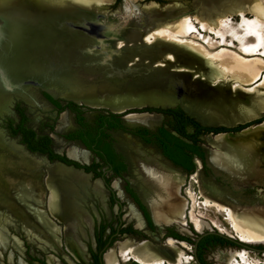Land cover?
<instances>
[{"label": "bare ground", "instance_id": "1", "mask_svg": "<svg viewBox=\"0 0 264 264\" xmlns=\"http://www.w3.org/2000/svg\"><path fill=\"white\" fill-rule=\"evenodd\" d=\"M99 1L106 0H0V12L13 18H21V23L23 25L27 24V29L25 31L20 30L19 35L25 38H34L36 35V32H34L36 25L34 24L35 22L40 23L38 21L39 12L45 14L48 11L64 8L72 9L75 6L94 9ZM127 1L129 0L125 2ZM195 7L197 14L195 19H198L202 25H205V23L218 25L221 18L226 14H231L234 17L241 13L242 23L240 28L237 30L232 27L241 44L237 46L239 48L242 46L241 49H245L246 52H253L256 49L264 50V7L259 0H197ZM141 12L144 14V20L146 21L144 31H139L137 29L140 25L139 22L130 17L125 22L120 35L114 34L111 38L108 37V34L105 35L107 40L113 38L112 42L115 44L119 38H123L126 42L124 50H129L125 55L124 53L119 54L111 48L104 51L102 50L103 45L97 47L96 50L87 49V46H83L85 48H82V52L78 48L61 44L59 52L56 51V53H62V55L65 51L82 53L79 56L92 60L90 63L86 61V64L92 66L90 68L92 76L97 77H100L98 73L101 65H106L105 62L113 55L118 56L119 54L123 61L132 57V59L136 58V62L141 63V65L147 64V67L155 71L154 74L159 83L156 86L155 95L152 94V96L147 97V94L140 93L134 98L130 94H126L123 98H126L124 103H128L127 105H143L145 102H149L152 105L165 107L179 101L186 110L191 111L201 119L208 121L218 119L227 125L247 122L250 118L254 117L255 119L263 115V58L244 57L239 51H228L225 48L211 53L202 44L187 41L178 42L171 38L170 33L165 31L166 28L177 31L180 27L179 24L171 26L169 20L165 21L167 16L163 15L162 12H158V6L155 2L144 4ZM248 13L254 14L255 17H248ZM193 23L191 17L184 21V24L189 26ZM8 24L9 28L5 33H14L15 27L10 23ZM155 27H160L164 32L154 33V40H150L149 34L152 28ZM1 39L0 114L13 103V92L6 90L5 87H12L9 84L14 79H23L26 75H33L41 81H46L49 76L54 77L57 71V68L51 67L48 69L45 67L44 69V66H39L38 58L44 59L46 55H49L48 51L43 50L40 55H38L40 51L35 52L28 57L23 54L17 56L19 53L16 50L17 48L15 49L11 43L1 44ZM222 40L225 41V39ZM229 44L234 45L235 43L232 41ZM79 46L82 47L81 43H79ZM68 56L70 59L75 60L82 58L73 57L69 52ZM162 58H164L162 65H153ZM247 84H252V86L246 87ZM180 87H185L186 92H184L182 98L178 99L177 89ZM193 94H197L199 97H195ZM16 96L19 97L20 94L16 93ZM75 97L81 102L94 107L104 106L107 103L99 100L94 90L86 88H82L80 94ZM201 101H204V103ZM122 110L123 107H113V111ZM160 116L161 114L157 112H130L124 114L125 119L134 121H147L157 119ZM69 124L67 113L63 112L58 122V130L61 131L67 128ZM207 137L209 143L213 145V149L209 150L210 161L231 176L237 184L250 186L264 183V168H257L259 156L264 159V120L243 132L208 134ZM0 147L9 156L7 164H2L0 160V184L2 186L0 205L10 210V205L2 201L8 197H13L25 212H30L33 216L32 225L38 231L34 232L28 229V226L24 229L30 238L43 245L60 247L63 230L67 233L65 236L66 249L72 253L69 256L64 252L63 258L71 264H77L75 259L80 263H86L87 252L83 240L87 238V231L81 224L83 223L86 228L92 226L93 217L91 218L83 208L76 210L69 207L68 193L62 186L64 182L71 184L83 183L81 181L82 173L80 174L82 170L65 165L60 161L51 162L45 155L30 152L13 139L4 138L1 131ZM67 154L75 159L81 157L83 162L87 161L89 156L87 151L76 144H72L67 148ZM195 163L196 171L191 176L195 178L205 201L211 206L227 210L235 230L240 234L238 241L246 244L244 247L254 250L253 246L245 242L264 239V204L242 205L227 200L216 189L207 186L202 181L199 175L201 161L197 157ZM139 167L146 185L145 199L148 203L151 219L154 221L153 224L160 226L161 223H184L188 208V200L181 193V187L185 184L184 173L166 167L155 160L139 162ZM43 176L44 178L47 176L46 182H44ZM83 184L87 191L99 195L102 198L100 201H103V197H105L108 190L103 185L102 179L92 178L91 183ZM111 186L117 189L118 180L115 179ZM119 194L122 195V192L119 191ZM72 196L74 195L72 194ZM104 202L102 204L106 208ZM92 207L94 208L93 205ZM127 216L133 220L137 228L145 227L144 217L132 202L127 207ZM79 217L81 218V224ZM54 219L61 220L63 225L60 226ZM10 223V218L5 213L0 212V244L5 245L7 236L4 228L6 224ZM197 227L199 230L203 228L202 221L197 223ZM202 233L204 232L200 234ZM176 241L184 242L169 236L164 243H154L147 239L135 241L131 237H125L117 240L111 247L109 246L110 248L108 247L105 250L106 252L104 251L102 259H104L105 264H116L118 252L127 250L130 255L144 263L177 264L183 258V250L176 244ZM238 251L242 259L245 260L246 250L240 248ZM234 255H237V250L229 249L226 254L220 256L228 262ZM19 264L25 263L20 261Z\"/></svg>", "mask_w": 264, "mask_h": 264}, {"label": "rangeland", "instance_id": "2", "mask_svg": "<svg viewBox=\"0 0 264 264\" xmlns=\"http://www.w3.org/2000/svg\"><path fill=\"white\" fill-rule=\"evenodd\" d=\"M125 1L126 0L99 1L96 8L94 9L87 7L84 8V6H75L72 9L64 8L61 10H53L48 11L45 14L39 12L38 21H40V23L38 24L35 22L34 24L36 25L34 31L36 32V35L34 38H25L19 35L20 30L25 31L27 29V24L23 25L21 23V18H13L8 14L0 12V18L3 19V21L0 19V39L2 38L1 44L4 45L6 43H11L13 47H15V49L17 48L16 50L19 52L17 56L23 54L25 57H28L35 52L40 51L38 53V55H40L43 50L48 51L49 55H46L44 59L38 58L39 66H44V69L45 67L48 69L51 67L55 69L57 68V71L55 72L56 75L54 77L49 76L46 81H41L38 79V77L33 75H26L23 79H14L11 84H9L12 87H5L6 90L13 92L14 100L12 105L7 106L6 109H4V111L0 114V131L2 132L4 138H11L16 143L21 145L24 144V148L30 150L26 143L23 142L21 135L14 132L17 121L19 117H21L24 121L25 127L33 131L35 137H49L50 147L53 152H57L59 155L63 154L64 156L66 153L67 155V148L74 143H65L62 141V139L59 137L61 134L57 135L55 130L59 131L57 126L63 112L67 113L68 120L70 122L69 125H73V114L70 113L66 107H64V111L61 113H57L56 110H53V107L44 99L43 91H46L55 99H72L77 103H83L75 97L76 95L80 94L82 88L94 90L96 97L99 100L107 102L104 106H99L97 108H93L94 106L89 107V105L86 106L87 104L85 103L78 104L81 105L79 107H81L82 112L87 117L99 113L105 114L107 111L111 110L113 111V107H123L122 111L131 109L133 112L148 111L161 114L159 118L147 121H134L124 118L126 121L130 122H126V125L130 126L132 129L140 126L141 124L148 125L151 128L162 124L170 128L172 118L163 112L156 111L155 107H151L158 105H152L149 104V102H145L144 104L142 103L143 105H127L128 103H124L126 98L124 99L123 97L126 94H130L134 98L140 93H145V95L147 94V97L152 96V94L155 95L156 86L159 83L154 74L155 71L147 67V64L141 65V63H137L136 58L132 59L131 57L130 59L123 61L122 58L119 57L120 53H124L125 55V53L129 51L124 50V45L126 42L123 38H119L115 44L112 42L113 38L107 40V37H105L106 34H108V37L110 38L113 37L114 34L120 35L124 28L125 22L130 17L135 18L139 22L140 25L137 27V29L139 31H144L146 21L144 20L145 16L141 10L144 4L152 1L157 4L158 12H162L164 13L163 15L167 16L165 21L169 20L168 22L171 26L179 24L180 27L177 31H172L171 28H166L165 31L166 33H170L172 35L171 38L177 40L178 42L187 41L199 43L206 47L211 53L225 48L228 51H239L244 57L254 56V58L264 59V50L260 51L259 49H256L253 52H246L245 49H241L242 46H240V48L237 46L241 44L239 42L238 35L232 30V27L237 30L240 28L242 23L241 13L235 15L234 17H232L231 14H226L221 18L218 25H210L208 23L202 25L198 19H195L197 15L195 2L197 0ZM259 2L264 7V0H259ZM84 12H90L95 15L96 18H93L92 15ZM247 16L251 18L255 17L254 14L250 13H248ZM78 17H80V19H78ZM190 17L194 23L190 26L188 24H184V21ZM7 22L15 27L14 33H5L9 28V24ZM85 22L90 24L93 23L98 33L103 32L100 34L99 38L91 35L92 31L90 33L89 31L87 32V30H90V26H88L87 23L85 24ZM82 26L84 28H82ZM102 27H105L104 31L100 30ZM85 28L87 30H85ZM159 28L160 27L152 28L151 33L149 34L150 40H154V33L159 34L164 32V30ZM221 39H225V41H221ZM232 41H234L236 45L229 44ZM79 43H81L82 47L79 46ZM61 44H66L71 48H78L79 51L82 52V48H85L86 46L87 49L96 50L97 47L99 48L100 45H103L102 50L106 51L111 48L117 51L119 54L118 56H111V58L105 62L106 65H101L100 71L98 73L100 77H97L92 76V72L90 71L92 66L86 64V61L90 63L92 60L87 57L79 56V54L81 55L82 53L78 54L76 51H65L63 55L62 53H56V51L59 52ZM68 52L71 53L73 57L76 56L82 58L80 60L70 59ZM163 60L164 58L156 61L153 65H162L164 63ZM248 86H252V84H247L246 87ZM184 90L185 87H180L177 89L178 99L183 97L184 92H186V90ZM16 93L20 94V96H16ZM194 95L195 97H199L197 94H193V96ZM61 101L63 100L61 99ZM201 102L204 103V101ZM62 105H64L63 102ZM170 106L180 107L182 111H184L187 115L194 117L195 120L200 121L201 124L210 125L213 127H224L219 123L208 122L207 120L205 121L191 111L185 110L184 105L179 101H176L173 103V105L165 106L163 109ZM91 108L95 110L91 111ZM159 109L162 108L159 107ZM122 111L114 112L116 113ZM120 114L122 115L125 113ZM263 118L264 113L262 116L255 118L248 123L231 128H239L251 123L255 124L257 121L262 120ZM48 126H50L51 129ZM187 130L191 131V128L188 127ZM207 135L203 134L200 139L202 143L205 142L204 146L207 148L208 155L209 150L213 148L208 143L209 139ZM113 138L116 149L124 156L127 162V171L124 172L121 177H114V175L110 172H104L105 178L109 181V185H111L115 179L118 180L117 189L113 188V190L107 191L105 197H103V201H100L102 198L99 195L86 190L87 188L83 183H91L93 177L90 173H85L83 170V172L80 171V174L82 173L81 181L83 183L71 184L64 182L62 184L66 193L69 195H67L69 202L68 206L76 210L83 208L85 212L91 216V218L93 217L92 226H87V228L81 222V218L79 217V222L80 224L82 223L81 226L87 231V238L86 240H83L87 252V261L84 264H96L95 261L93 262V256H91L92 252L96 253V250H92L91 246V243L94 242L92 233L95 223L96 232L100 224V243H107L104 250H106L109 246H112L115 241L121 240L125 237H131L135 241L147 239L154 243H164L168 236L176 238L174 234L180 235L187 239V243H180L176 241V244L183 250V258L177 264H199L194 257V244L198 241V236L201 232L214 230L215 232L219 231L223 233L219 234L220 236L229 235L234 237L237 241L240 239V234L237 230H235V227L229 218L228 211L211 206L205 201V198L199 191L195 178L191 176L193 172L189 176V174L186 175V173L180 169L172 168L168 161H166L164 158L159 159V157L156 156L158 153L155 149L139 142L132 134L118 131L113 133ZM36 154L41 155L42 153L37 152ZM131 154L137 156V158L134 159V162L131 160ZM8 158L9 156L6 151L0 147L1 163L7 164L9 161ZM154 160L166 167L184 173L185 184L181 187V193L188 200V208L186 210L184 223H161V227L155 224V226L152 225L153 229L151 230H155L156 228V231L152 233L146 227V225L144 228H137L133 220L127 216V207L131 201L124 196L121 189H123V187L128 184L136 191L145 204L144 198L146 185L142 177L139 162L143 163V161L147 162ZM90 161L91 154L89 153L86 163H90ZM206 161L207 165L203 169L201 163L199 175L207 186L213 187L218 191V193L222 194L227 200L233 202L234 204H264V183L261 185L250 186L239 185L233 181L230 178L231 176H229L225 171L222 169L220 170L216 166L212 165L209 157L206 158ZM258 161L259 163L257 164V168H264V159L259 156ZM104 168L105 167L100 168V171H102ZM194 171H196V163ZM44 176L43 180L46 182L47 176L45 178ZM1 189L2 186L0 184V191H2ZM119 191L122 192V195L119 194ZM72 194L74 196H72ZM111 196H113L115 199H118L121 206H119L118 203H115ZM2 202L10 205V210H8L7 207L0 205V212L5 213V215L10 218L11 223L6 224L4 228L6 229L5 231L7 238L5 245L0 244V264H19L20 261L24 262L25 264H71L65 258H63L64 252H66L69 256L72 254L68 252L65 246V236L67 233L62 230L63 236L61 238L60 247L54 245L49 246L48 244L43 245L37 242L35 239L30 238L27 231L24 229L28 226V229L32 231H38V229H35L34 225H32V214L30 212H25L13 197H8ZM102 202L105 203L106 208L103 207ZM54 221L60 226L63 225L61 224V220L54 219ZM201 221L203 228L199 230L197 223ZM110 241L111 244H109ZM245 243L250 246L260 248L262 245L264 246V239L258 241H246ZM240 248H244L247 252L244 255L245 260L242 259L241 255L239 254L238 250ZM229 249L237 250V255H234L228 262H226L220 255L226 254ZM258 252L259 251L257 250L248 249L246 247L221 243L218 242V240H215L213 237H209V240L201 247L202 258L207 264H264V250H262L261 254ZM75 262L77 264H83L78 262L76 259ZM116 264L150 263L141 262L134 256L130 255L127 250H123L118 252Z\"/></svg>", "mask_w": 264, "mask_h": 264}, {"label": "trees", "instance_id": "3", "mask_svg": "<svg viewBox=\"0 0 264 264\" xmlns=\"http://www.w3.org/2000/svg\"><path fill=\"white\" fill-rule=\"evenodd\" d=\"M43 95L55 107L58 108V110H59L58 112H60L61 110L64 109V107H66L70 110V113L73 114V121L78 123L80 126L88 127V123H87L88 117L82 111H78V109L80 108L79 106H81L78 104H83V103H77L76 101L70 99L71 101L68 100V101H66V104L62 105L63 101L55 99L46 91H43ZM86 106H88V105H86ZM89 107H91V106H89ZM144 107H146V106H144ZM151 107H155L156 111L163 112L167 116H170L172 118L170 129L174 130L178 135L182 136L183 138H186L188 140V142L182 140L181 137H178V136L172 134L170 132L169 128L167 129L163 125L157 126L156 128H154V130H149L147 128H141L140 129L141 131H139L138 136L145 143L154 144L155 146H157L159 148V150L162 152V154L168 160L171 161L173 166H175L178 169H181L183 171H186L188 173L194 172V169H195V164L192 161L193 154L200 157V160L202 163V169L207 165L205 153H204L203 149L199 145H197L198 141L200 140V139H198L199 134H201L202 132H214L216 134H217V132L220 133L222 131H233V132H235V131H239L243 128H246V127L254 124V123H251V124H248L246 126L239 127V128H231V127H235V126H231L230 128H226L228 126H225V127L204 126V125H201L199 122H197L194 118L188 116L178 106L167 107L164 109L163 108L159 109L160 106H151ZM93 108H97V107H93ZM141 108H143V107H141ZM141 108H134V109H141ZM152 110H154V109H152ZM111 111H107L105 114L104 113L98 114L97 119H94V120H96V127H98L99 129L100 128H102V129L107 128V129H112V130L124 129L125 127L122 123L120 113L127 114V113H130L133 111H131V109H128L124 112H116V113L114 111L113 112H111ZM141 112H145V111H141ZM146 112H148V111H146ZM263 120H264V118L262 120L257 121L256 123H260ZM246 123H248V122H246ZM243 124H245V123H243ZM187 125H190L193 128L192 133L186 132L185 127ZM239 125H241V124H239ZM236 126H238V125H236ZM14 132L23 134L22 140L24 143H26V145L28 146V148L31 151L40 152L42 154H47V156L50 160L59 159V160L65 162L67 164H73L76 167L84 168L85 171L93 170L95 173V176L103 177L104 182L108 186V184H109L108 179H105L103 174L100 171H96V167L98 165H94L91 168L90 166L81 165L75 161H72V160L65 158L64 156H60L56 153H53V151L50 147L49 137L44 136V137H37L36 138L33 131H31L25 127H22L21 124L17 125V127L14 129ZM112 167H113L115 174L118 176L126 171V168L124 167V165L121 167L120 166L117 167V165L116 166L112 165ZM85 173H87V172H85ZM94 178H98V177H94ZM140 208L142 209V211L144 213V216L147 220L148 226L150 227V229H153L152 222L149 218V215H148L145 207L141 206ZM174 236L180 240H185V241L187 240L186 238H184L180 235H177V234H174ZM209 237H213L215 240H218V242H221V243H227L230 245H238L237 240L230 239L227 236H223V235L220 236L219 234H208V235L202 236L196 242V250L194 252V256H196V258L198 259L199 264H207L204 262V260L202 258L201 247L204 243H206L209 240ZM109 244H111V241L109 242ZM240 247H244V245L241 244ZM261 249H264V246H262ZM93 256H95L96 260H98L97 264H102L101 260L98 256H96V255H93Z\"/></svg>", "mask_w": 264, "mask_h": 264}, {"label": "flooded vegetation", "instance_id": "4", "mask_svg": "<svg viewBox=\"0 0 264 264\" xmlns=\"http://www.w3.org/2000/svg\"><path fill=\"white\" fill-rule=\"evenodd\" d=\"M44 96V95H43ZM44 99L53 107V110H56L57 111V113H61L62 111H64V109L63 110H61L60 112H58L59 110H58V108L57 107H55L45 96H44ZM63 100V103L64 104H66V101H68V100H65V99H63V98H58V100ZM65 100V101H64ZM171 107V106H170ZM161 108H163V107H161ZM67 109V108H66ZM86 109H89V108H86ZM69 110V109H68ZM92 110H95V109H92L91 108V111ZM70 111V110H69ZM77 111V110H76ZM78 111H82L81 110V107L78 109ZM126 115V114H125ZM189 116V115H188ZM97 117H98V114H95V115H90L89 117H88V127H84V126H80L78 123H76L75 121H73V125H69L67 128H65V129H63L61 132L60 131H56L55 130V132L57 133V135L58 134H61L59 137L62 139V141H64L65 143H74V144H76L78 147H80L81 149H83V150H85V151H87L88 153H90L91 154V161H90V163H86L87 161H82V158L80 157V158H77V159H75V158H72V157H70L68 154L66 155V153H65V156L62 154V155H60V156H64L65 158H67V159H69V160H72V161H75V162H77V163H79V164H81V165H86V166H90L91 168L94 166V165H98L97 167H96V171H100V168H102V167H105L102 171H100L102 174H103V176H104V178H105V174H104V172H110L111 174H113L114 175V177H121L122 175H123V173L121 174V175H116L115 174V172H114V170H113V167H112V165H117V167L118 166H123L124 165V167L126 168V171H127V162H126V159L124 158V156L116 149V147H115V145H114V138H113V133H115V132H118V131H121L122 133H129V134H132L134 137H136V139L139 141V142H141V143H143L144 145H146V146H148V147H150V148H153V149H155L156 151H157V155L156 156H158L159 157V159H161V158H164L166 161H168L170 164H171V166H172V168H174V169H178L177 167H175V166H173L172 165V163H171V161L170 160H168L163 154H162V152L159 150V148L157 147V146H155L154 144H148V143H145L139 136H138V134H139V131H141L140 129L141 128H147V129H149V130H154V128H156L157 126H159V125H157L156 127H154V128H151V127H149L148 125H145V124H141L140 126H138V127H135V128H131L130 126H128V125H126V122L127 123H130V122H128V121H126L125 119H124V114H122L121 115V119H122V123H123V125H124V129H117V130H112V129H107V128H105V129H102V128H98V127H96V120H94V119H97ZM190 117H192V116H190ZM192 118H194V117H192ZM197 121V120H196ZM197 122H199L200 123V121H197ZM21 124V126L22 127H25V125H24V121L22 120V118L21 117H19V119H18V121H17V125H20ZM201 124V123H200ZM17 125L15 126V128L17 127ZM160 125H162V124H160ZM201 125H204V126H210V125H205V124H201ZM164 126V125H163ZM50 129H51V127L50 126H48ZM166 127V126H165ZM188 127H190L191 128V131H188L187 130V128ZM213 127V126H212ZM26 128V127H25ZM167 129H168V127H166ZM169 130H170V132L172 133V134H174V135H176V136H178V137H181V139L182 140H184V141H187L188 142V140L186 139V138H183L182 136H180V135H178L174 130H172V129H170L169 128ZM185 130H186V132H188V133H192L193 132V128L190 126V125H187L186 127H185ZM209 133H211V132H202L201 134H199L198 135V139H200V137L203 135V134H205V135H207V134H209ZM212 133H214V132H212ZM20 135H21V137H22V139H23V134L22 133H19ZM214 134H216V133H214ZM52 137V136H51ZM37 138V137H36ZM53 138V137H52ZM205 141H206V139H205ZM204 144H205V142L204 143H202L201 142V139L198 141V143H197V145H199L202 149H203V151H204V153H205V156H206V158L208 157V155H207V148L204 146ZM33 152V151H32ZM37 153V152H36ZM53 153H56V154H58L57 152H53ZM45 156H46V158L49 160V161H51V162H53V161H55V160H59V159H53V160H50L49 158H48V156H47V154H44ZM59 155V154H58ZM155 156V157H156ZM130 157H131V160L134 162V159L135 158H137V156H135L134 154H131L130 155ZM196 157H198L197 155H195V154H193V157H192V161H193V163L195 164V158ZM139 158V157H138ZM198 159L200 160V157H198ZM59 161H61V160H59ZM80 161V162H79ZM83 163H82V162ZM201 161V160H200ZM61 162H63V161H61ZM63 163H65V162H63ZM65 164H67V163H65ZM67 165H73V164H67ZM73 166H75V165H73ZM76 167V166H75ZM77 168H80V167H77ZM84 169V168H83ZM181 170V169H180ZM85 171V170H84ZM125 171V172H126ZM181 171H183V170H181ZM85 172H87V173H90L91 175H92V177L94 178V177H100V179H102L103 180V185L105 186V188H107V190L108 191H110V190H113V188H112V186L111 185H109L108 184V186L106 185V183L104 182V179H103V177H101V176H95V173H94V171L93 170H90V171H85ZM184 173H186V175L187 174H189V176H190V174L192 173H188V172H186V171H183ZM95 179V178H94ZM106 179V178H105ZM122 190V192H123V194H124V196L126 197V198H128L138 209H139V211H141L142 212V216L144 217V221H145V225H146V227L148 228V229H150V227L148 226V223H147V220H146V218H145V216H144V213H143V211H142V209L140 208L141 206H144L145 207V209H146V211H147V213H148V215H149V218H150V220H151V222H152V225H154L153 224V222L154 221H152V219H151V217H150V214H149V212H148V207H147V205H146V202H145V204L143 203V201L141 200V198L139 197V195L136 193V191L131 187V186H129L128 184H126L124 187H123V189H121ZM127 195V196H126ZM143 196V195H142ZM112 197V200L113 201H115V203H118V205L119 206H121V204H120V201L118 200V199H115L113 196H111ZM143 198H144V196H143ZM145 201V200H144ZM111 205V204H110ZM96 224V223H95ZM94 224V226H93V237H94V245H93V243H91V246H92V250H96V253H91V256H93V255H96V256H98L99 258H100V260H101V263L102 264H105V261H104V259H102V256H103V253H104V249H105V247H106V245H107V243H104V244H101L100 243V240H99V237H100V235H99V232H100V224H99V228L97 229V232H96V225ZM155 226V225H154ZM151 230V229H150ZM153 231V230H152ZM96 234H97V237H96ZM205 236V235H204ZM169 237H172V236H169ZM97 238H98V240H97ZM174 238V237H173ZM176 239V238H175ZM178 240V239H177ZM179 241H184V242H186L185 240H179ZM116 242V241H115ZM114 242V243H115ZM241 244H239L238 243V245L237 246H240ZM263 246V245H262ZM111 247V246H110ZM109 247V248H110ZM93 248H95V249H93ZM255 249L254 250H257V251H259L258 253L259 254H261L262 253V250H264V249H261V247L260 248H256V247H254ZM244 249V248H243ZM106 252V251H105ZM95 261V263L97 264V262H98V260H96V258H95V256H93V262ZM103 261H104V263H103Z\"/></svg>", "mask_w": 264, "mask_h": 264}, {"label": "water", "instance_id": "5", "mask_svg": "<svg viewBox=\"0 0 264 264\" xmlns=\"http://www.w3.org/2000/svg\"><path fill=\"white\" fill-rule=\"evenodd\" d=\"M84 13H88V14H90V15H92V17L93 18H96V16L95 15H93L92 13H90V12H84ZM2 21H3V19L2 18H0ZM78 19H80V17H78ZM72 20V19H71ZM83 20V19H82ZM73 22V21H72ZM66 23H67V21H66ZM88 24V26H90V30H87L86 28H85V30H87V32L89 31V33L92 31V34L91 35H95L96 37H100V34H102L103 32H101V33H98V31L96 30V28H95V26H94V24L93 23H88V22H85V24ZM72 24V23H71ZM82 28H84L83 26H82ZM101 31H104L105 30V27L103 28H101L100 29ZM225 127V126H224ZM222 132H232V131H222ZM217 133H219V132H217ZM210 134H214V133H210ZM24 145V144H23ZM24 147H25V145H24ZM26 150H28L27 148H26ZM28 151H30L31 152V150H28ZM34 153H36V152H34ZM55 161H59V160H55ZM61 162V161H60ZM80 162V161H79ZM61 163H63V162H61ZM63 164H65V163H63ZM65 165H67V164H65ZM68 166H73V165H68ZM73 167H75V166H73ZM76 169H81V170H83L84 171V169L83 168H77V167H75ZM144 200H145V202H146V205H147V207H148V203H147V201H146V199L144 198ZM141 212V211H140ZM148 212H149V214H150V210H149V207H148ZM141 214H142V212H141ZM143 215V214H142ZM150 217H151V214H150ZM150 230V229H149ZM152 233H154L155 231H156V228H155V230H150ZM212 233H215V234H220L219 232H215L214 230H212V231H206V232H204V233H202V234H200L199 236H198V240L202 237V236H204V235H207V234H212ZM227 237H229V236H227ZM230 239H234L233 237H229ZM238 243L239 244H243V243H241V242H239L238 241ZM243 245H246V244H243ZM195 250H196V243L194 244V252H195ZM195 257V260L197 261V263H199V261H198V259L196 258V256H194Z\"/></svg>", "mask_w": 264, "mask_h": 264}, {"label": "crops", "instance_id": "6", "mask_svg": "<svg viewBox=\"0 0 264 264\" xmlns=\"http://www.w3.org/2000/svg\"><path fill=\"white\" fill-rule=\"evenodd\" d=\"M184 108V107H183ZM186 110V109H185ZM196 115V114H195ZM254 119V117L253 118H250V119H248L247 120V122H249V121H252ZM206 121V120H205ZM208 121V120H207ZM208 122H213V123H219L220 125H224V126H236V125H239V124H243V123H246V121L245 122H239L238 124L237 123H235V124H232V125H227V124H225V123H222V122H220L218 119H212V120H209ZM256 124H258V123H256ZM254 126V124H252V125H250V126H248V127H246V128H243L242 130H239V131H236V132H220V133H231V134H233V133H238V132H243L244 130H246L247 128H250V127H253ZM217 134H219V133H217ZM211 135V134H210ZM212 135H216V134H212ZM208 143H209V141H208ZM211 146H212V148H213V145L211 144V143H209ZM208 157H209V160H210V155H209V152H208ZM211 162V161H210ZM212 165H214L213 163H211ZM214 166H216V165H214ZM217 167V166H216ZM217 168H219V167H217ZM221 170V169H220ZM223 172V171H222ZM224 173V172H223ZM225 174V173H224ZM233 181H234V179L232 178V177H230ZM93 243V245H94V242H92Z\"/></svg>", "mask_w": 264, "mask_h": 264}]
</instances>
